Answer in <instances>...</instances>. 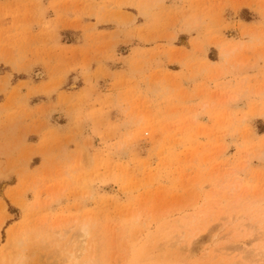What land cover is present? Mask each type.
<instances>
[{
	"label": "rangeland",
	"instance_id": "obj_1",
	"mask_svg": "<svg viewBox=\"0 0 264 264\" xmlns=\"http://www.w3.org/2000/svg\"><path fill=\"white\" fill-rule=\"evenodd\" d=\"M49 11L56 21L45 19ZM68 15L72 23L63 20ZM84 16L93 23L82 24ZM32 24L71 26L77 32L64 41L83 37V44L57 51V37L36 40ZM234 44L239 49L228 55ZM39 95L49 100L39 112L63 114L71 133L54 137L37 164L26 136L35 133L27 127L30 101ZM3 96L0 137L23 116L27 128L15 145L0 144V157H7L0 179L18 177L16 186L0 183L3 244L10 231L27 229L31 241L35 229H57L59 222L69 229L74 218L88 217L102 242V264H111L118 239L128 241L129 232L131 240L158 243V228L171 240L179 218L215 201L217 213L230 212L227 188L235 179L248 192L245 202L264 196V0H0ZM146 227L153 237L142 236ZM37 248L26 245L27 264L47 259Z\"/></svg>",
	"mask_w": 264,
	"mask_h": 264
},
{
	"label": "bare ground",
	"instance_id": "obj_2",
	"mask_svg": "<svg viewBox=\"0 0 264 264\" xmlns=\"http://www.w3.org/2000/svg\"><path fill=\"white\" fill-rule=\"evenodd\" d=\"M238 49V45H235L226 52L230 55ZM212 178L209 177L208 183H212ZM239 179H235L227 188L229 197L233 198L230 212L220 210V213H217L220 206L219 202L215 201L214 205L185 214L171 226L169 236L174 233L171 240L167 239L162 228H158L156 233L158 243L153 239L149 242L141 238L131 240L130 232L127 234V229L123 228L121 236L127 234L128 241H122L121 237L118 239L119 258L111 264H156L154 263L156 256L160 260H166V264L167 261L174 264H264V196L260 200L245 202L243 195L247 198L248 192L243 190ZM212 195L213 192L206 194L203 197L204 201H210ZM242 201L245 203H241ZM4 204L5 202L1 207L5 210ZM198 205L196 203L194 207ZM212 217L216 218L212 221ZM48 221L50 220L44 219L45 223ZM215 221L221 224L211 228V223ZM0 222L1 225L4 224L2 220ZM73 222L77 225L69 229H62V222L57 224V229H35L31 241L28 239L30 232L28 233L27 229L8 232L7 243L0 245V264H27L29 257L25 248L30 243L35 247L38 245L35 253L42 252L47 258L44 259L45 257L40 255L42 261L39 258V264H102L100 252L102 242L100 243L96 234L91 232L88 217L82 220L74 218ZM222 230L224 234H218ZM142 232L145 238L153 237L147 227ZM206 233L207 235L203 236ZM225 237L228 239L227 242L223 240ZM1 239L0 235V242ZM200 253L202 254L199 256ZM50 256L55 258L52 260Z\"/></svg>",
	"mask_w": 264,
	"mask_h": 264
},
{
	"label": "crops",
	"instance_id": "obj_3",
	"mask_svg": "<svg viewBox=\"0 0 264 264\" xmlns=\"http://www.w3.org/2000/svg\"><path fill=\"white\" fill-rule=\"evenodd\" d=\"M54 13L56 14V12H54ZM55 14L52 15V13H50V11H49L47 13L48 18L45 17V19L48 21H56L57 17ZM66 19L69 21V23H72L73 17L71 15H68L67 17L63 18L64 21H67ZM53 23H55V22H53ZM92 23H93V21L89 20L88 17H86V16L82 17V24L88 25V24H92ZM102 25L103 24L99 25L100 27H98V30L104 29V27H102ZM29 29L31 30V33L35 37H37L36 40H46V39H49L51 36L57 37L56 43L53 44V45H56L55 50H57V51L67 49L66 47H71V46L76 47V46H81L83 44V37L82 38L80 37V39H79L80 41L77 44H71V43H67L64 41V38L66 36H68V35L71 36L73 33L77 32V30L71 28V26H68V27L58 26L57 29L50 31V30H44V27L41 25L32 24L29 26ZM111 31H112V28H108V30H105V32H111ZM100 32H102V31H100ZM43 47L44 46H41V44L37 43V50L43 49ZM41 73L43 74V76L47 75V72L44 69H42ZM70 76H72V75L69 74L67 76V80L69 79ZM78 79H80L79 76H78ZM14 85H16V82H13V86ZM24 92L25 91L22 90V93H24ZM61 92L66 93L65 90L60 91L59 93H61ZM34 100H37V101H35V103H34ZM57 100H58V97H56V93H54L50 96V102L51 103H55ZM6 101H7L6 96L1 97L0 98V107L6 106L7 105ZM30 104L33 105V106L30 105L31 109L33 111V117L31 118V121L29 122L30 126L27 128H29V130H31V131H34L35 133L26 136V144H27L26 152L27 153L37 152L39 155L32 156L31 162H36L37 164H40V161L42 160L43 157L39 153V151H43L45 149L50 148L52 146V139L54 137L57 140H59V139L60 140L61 139L66 140L64 135L71 133V130H70L71 125L69 126V122L63 114H52L50 117L47 115H42L39 112V107L42 104H45L46 106L49 105V100L47 98H45L41 95L34 96L31 99ZM14 113H16V116H18L20 114L19 108H17V110ZM29 113H30V111L28 110V115H30ZM5 115H6L5 113L2 114V122H1L2 124L8 123V118H6ZM23 118H24V116H23ZM23 118H22L21 124L18 125L14 130L6 131V134L3 135L4 138H1L3 136L0 137V144H2V143L7 144L8 143V145L12 146V145H15L20 138H22L23 129H27L24 126L25 123H24ZM17 151L13 152L14 158H20L21 157L20 153ZM0 160H2L3 162H7V157H3V158L0 157ZM14 177H15V180H14ZM8 179H11L12 181L8 180ZM10 181H11V185L15 184V186H16L18 184L17 175L11 173L10 175H7L6 180L0 179V183H3V184L4 183L8 184V182H10ZM11 188H13V187H11ZM9 215H12V214L9 213Z\"/></svg>",
	"mask_w": 264,
	"mask_h": 264
}]
</instances>
